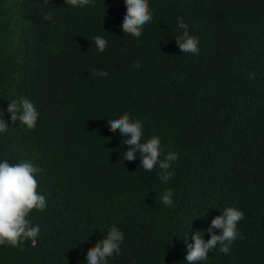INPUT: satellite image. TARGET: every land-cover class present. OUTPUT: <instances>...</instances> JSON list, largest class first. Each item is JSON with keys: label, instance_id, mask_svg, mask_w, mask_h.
<instances>
[{"label": "trees", "instance_id": "trees-1", "mask_svg": "<svg viewBox=\"0 0 264 264\" xmlns=\"http://www.w3.org/2000/svg\"><path fill=\"white\" fill-rule=\"evenodd\" d=\"M149 7L137 37L119 27L123 0H0V109L27 97L40 113L28 130L4 111L0 159L32 161L47 199L30 213L37 241L0 245V264H84L111 225L125 239L109 264H185L187 234L190 243L230 205L244 212L242 238L198 264H264V0ZM177 16L199 38L198 55L179 51ZM97 34L108 40L103 52ZM101 68L106 75L92 74ZM125 111L145 138L159 135L164 152H177L167 184L158 168L139 166V153L122 160L128 146L106 117ZM167 187L172 206L160 200Z\"/></svg>", "mask_w": 264, "mask_h": 264}, {"label": "clouds", "instance_id": "clouds-1", "mask_svg": "<svg viewBox=\"0 0 264 264\" xmlns=\"http://www.w3.org/2000/svg\"><path fill=\"white\" fill-rule=\"evenodd\" d=\"M72 7H84L93 3V0H65ZM125 10L119 27L139 37L144 26L153 18L149 7V0H123ZM43 19L51 21L53 13L49 10ZM176 23L182 31L174 37L180 52L198 55L200 52L199 38L191 35L188 25L183 17L177 16ZM96 50L103 52L108 45L105 36L97 34L93 36ZM139 43V41H137ZM139 66V62H134ZM93 75H106V69H91ZM4 111L8 113V120L18 121L24 128L31 130L36 127L40 116L35 103L27 97L12 99L6 109H0V133L8 130L7 123L3 119ZM107 126L118 128L120 136L123 137V145L128 146L121 152L122 160L129 162L136 159L139 153V166L145 172H152L158 168L160 180L167 184L172 178V165L178 159L174 150L164 152L159 135L144 136L143 122L133 117L128 112L113 114L106 117ZM40 169L30 160H21L15 164L7 159H0V245L21 247L22 242L31 241L35 243L40 234L39 224H34L30 218L33 209L43 211L47 207L46 195L37 190L38 182L36 174ZM174 190L171 187L164 189L160 196L161 203L172 206ZM210 209V208H208ZM208 209L201 215L203 216ZM244 218V212L235 205L224 207L220 214L214 216L206 229L194 230L191 233V242L187 239L185 243V264H198L207 261L208 254L213 249L228 254L231 245L238 237L242 238L237 225ZM208 233V238H203V232ZM125 237L123 231L117 225L108 227L105 235L87 247L84 264H109L110 259L121 252V244ZM132 264H135L133 261Z\"/></svg>", "mask_w": 264, "mask_h": 264}]
</instances>
